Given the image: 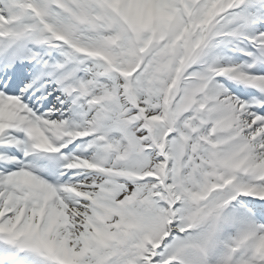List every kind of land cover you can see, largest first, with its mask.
I'll list each match as a JSON object with an SVG mask.
<instances>
[{
  "label": "snow or ice",
  "instance_id": "6c2138e0",
  "mask_svg": "<svg viewBox=\"0 0 264 264\" xmlns=\"http://www.w3.org/2000/svg\"><path fill=\"white\" fill-rule=\"evenodd\" d=\"M0 264H264V0H0Z\"/></svg>",
  "mask_w": 264,
  "mask_h": 264
}]
</instances>
